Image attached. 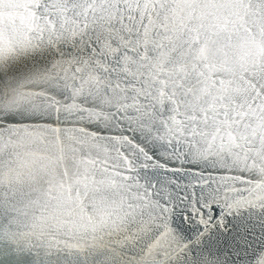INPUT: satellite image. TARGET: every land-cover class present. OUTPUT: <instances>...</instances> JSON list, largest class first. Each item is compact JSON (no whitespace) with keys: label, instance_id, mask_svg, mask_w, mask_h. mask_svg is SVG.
Instances as JSON below:
<instances>
[{"label":"snow or ice","instance_id":"1","mask_svg":"<svg viewBox=\"0 0 264 264\" xmlns=\"http://www.w3.org/2000/svg\"><path fill=\"white\" fill-rule=\"evenodd\" d=\"M0 264H264V0H0Z\"/></svg>","mask_w":264,"mask_h":264}]
</instances>
